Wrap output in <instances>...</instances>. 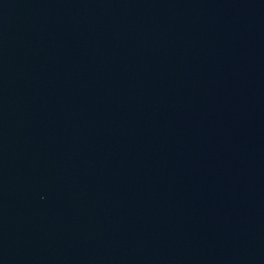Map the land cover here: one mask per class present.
<instances>
[{
  "label": "water",
  "instance_id": "95a60500",
  "mask_svg": "<svg viewBox=\"0 0 264 264\" xmlns=\"http://www.w3.org/2000/svg\"><path fill=\"white\" fill-rule=\"evenodd\" d=\"M0 264H264V0H0Z\"/></svg>",
  "mask_w": 264,
  "mask_h": 264
}]
</instances>
